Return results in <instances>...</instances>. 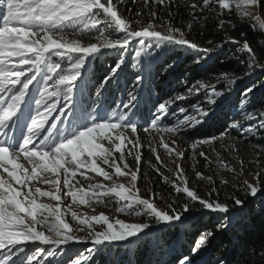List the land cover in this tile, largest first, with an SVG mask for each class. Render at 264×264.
<instances>
[{
	"label": "snow or ice",
	"instance_id": "1",
	"mask_svg": "<svg viewBox=\"0 0 264 264\" xmlns=\"http://www.w3.org/2000/svg\"><path fill=\"white\" fill-rule=\"evenodd\" d=\"M132 2L135 4L137 0ZM123 3L124 0H0V170L18 185L16 187L0 176V264H42V259H36L41 251L39 245L52 246L46 250L47 255L52 257L56 255L55 249L61 245L88 241L92 247L87 249L86 254L73 259L71 264H93L94 251H99L100 246L108 247L139 238L142 233L148 235L155 226L171 228L178 222L184 224L190 218L185 214L198 209L215 214L219 221L214 230L208 229L199 235L190 250L195 256L207 247L216 233L223 232L227 227L223 221L230 219L231 210L228 203L219 200V189L213 176L202 174L193 165L196 178L205 181L209 190L207 196H201L191 189L181 165L186 158V150L180 146L170 147L163 138L159 145L173 158V166L164 164L150 141V151L155 155L156 164L149 161V167L176 194H183L185 202L179 212L174 207L175 199L159 207L154 199L142 198L136 187L141 174L143 147L138 130L146 133L150 130L163 131L175 137L185 129L203 127L213 119L212 108L218 104V98L227 99L215 84L197 80L187 89L189 97L203 89L207 106L203 103L192 105L191 115H188V108L179 107L181 115L177 116L173 127L162 126L161 121L169 115H176L171 106L187 97L178 94L158 103L154 118L149 122L150 128L147 124H137L128 118L127 112L114 110L110 115H100L99 112L93 114L83 108L77 111L74 90L82 87L78 81L82 79L83 69L91 58L103 54V50H125L133 41L138 47L135 48L131 67L137 70L146 59L152 57L153 50L183 48L198 53L195 62L203 64L212 52L231 44L240 53H246L245 66L249 70L246 76L256 70L264 72V62L259 59V56H264V43L259 45L258 56L246 33H240L243 42L229 35V29L234 30L235 25L224 18L235 12L238 19L254 21V24H250L253 30L264 34V19L261 18L264 15V0H183L190 16L186 31L174 27L171 20H162L158 14V6L166 10L176 0H143V5L151 9L148 12L151 19L146 24L141 23L144 15L141 11L136 12V20L122 15L118 8ZM176 6L180 5L177 3ZM128 11L131 12V9ZM168 15L172 13L169 11ZM213 15L217 17V29L223 34L220 43L209 39L208 46L202 47L195 40L188 39L194 24L203 27L201 21L206 23ZM84 36L96 42L85 44L79 39ZM62 63L68 67L63 68ZM124 64V59L119 58L98 82L95 93L98 99L117 80ZM172 67L168 64L165 71ZM37 77L42 78V91H33L34 82L41 83ZM237 79L242 78H232L228 72L216 77L217 83L224 81L229 90ZM49 82L52 90H49ZM253 91L249 87L240 99L238 106L242 110L251 103L249 95ZM61 97L65 104L60 103ZM137 99L135 94L129 92L128 100L122 107L132 109ZM244 119L253 123L249 126L233 123L231 128L249 136L264 131V111L260 112L259 117L244 112ZM225 135L200 137L193 140L190 147L193 158L197 155L203 157L209 165L212 160L202 146L207 145L215 153L216 176L221 185L227 186L229 180L221 176L220 170L227 169L234 179L237 178L236 170L224 163L214 145V141H224ZM105 141L108 147L104 146ZM171 144L176 145V140L173 139ZM198 147L201 150L197 153ZM232 149H235L234 145L225 147V151ZM114 153H119V162ZM126 156H131L135 161L134 170ZM101 164L107 165L112 172L105 170ZM240 164L243 170L242 160ZM161 168L170 175H166ZM89 172L103 177L104 181H112L114 173L117 177L128 179L131 187H125L123 183H113L111 187L101 183H89L87 189L77 187L81 183L77 176L91 180L92 177L87 175ZM254 176L253 182L245 180L240 186L248 197H256L258 193L264 196L262 173L257 171ZM33 181L49 186L50 190L31 187ZM232 187L237 185L233 184ZM62 194L71 197L72 203L89 206L92 203L107 206L106 197L118 198L117 212L146 219L131 223L122 219L110 221L103 213L82 219L72 212V220L87 226L86 236H76L71 234L73 227L64 219ZM41 198L57 203L42 202ZM230 199L237 206L238 213L247 206L239 197ZM94 224L102 227L96 230ZM38 226L51 235L38 230ZM77 231L84 232L85 228L80 227ZM29 244L37 251L31 256L23 255ZM261 257L264 258V253H261ZM179 264H195V261L185 255Z\"/></svg>",
	"mask_w": 264,
	"mask_h": 264
},
{
	"label": "trees",
	"instance_id": "2",
	"mask_svg": "<svg viewBox=\"0 0 264 264\" xmlns=\"http://www.w3.org/2000/svg\"><path fill=\"white\" fill-rule=\"evenodd\" d=\"M102 2H105V0H102ZM177 3L180 5L179 7L176 6ZM129 9H131V12L128 11ZM150 10V8H146L143 5V0H137L135 4L132 0H124V3L118 8V11L122 15L132 20L138 19L136 17L137 11L143 12L142 24H146L151 19L148 15ZM157 10L162 20H171L174 27L187 30L186 24L190 21V16L188 14L189 10L184 6L183 0H176V3L171 4L166 10L158 6ZM169 11L172 13L171 16L168 15ZM262 16L264 17V15ZM224 18L235 25L234 30L229 29V35L243 42V37L240 36V33H246L247 39L259 56V45L264 43V34L253 30L250 24H254L255 22L238 19L235 12ZM201 23L203 27L194 24L193 31L188 35V39L195 40L202 47L208 46L207 41L209 39L213 40L214 43H220L223 34L216 27L217 17L213 15L206 23L204 21H201ZM79 39L85 44L96 42L95 40L89 41L87 36L80 37ZM120 53L115 52V55H112L111 52H105L97 54L95 58L91 59L89 66L84 72V76L78 82L82 87L75 91L77 111L83 108L89 113L95 114L99 112L100 115H104L105 113L110 115L114 110L127 112L128 118L137 124H147L150 127L149 122L154 118L155 108L158 103L174 98L178 94L185 95L187 98L183 101H176L171 106V110L175 111L176 115H169L166 119H162L161 122L169 123L170 118L178 116L180 114L178 111L179 107L188 108V115H191L192 105L203 103L207 106L204 91L199 92L197 95L188 96L187 89L197 80L215 84L218 90L225 92L227 96L225 100H229L231 94H227L228 89L224 81L217 83V76L228 72L232 78H242L237 79L235 83L239 87L238 91L234 94L236 99L240 97L244 88L243 84L246 83L244 79L246 77L245 73L248 72L245 66L246 53H240L235 46L228 44L223 48L215 50L210 54L207 62L203 64L195 62L199 55L198 53L185 51L183 48H176L166 52L165 55H158L155 60L159 61L154 63L151 70L147 71L139 82L133 76H129L126 73V70H128L126 68L123 73L120 72L117 80L113 81L98 99L95 94L97 84L101 78L108 74L109 68L122 57ZM259 59L264 62V56H259ZM168 64L173 65V67L165 71ZM200 66L205 67L204 72L199 70ZM257 71L258 73L255 77L257 87L254 89L257 92V96L252 101L250 112L259 117L260 112L264 111V72ZM129 92L135 94L138 99L132 109L126 110L122 107V104L127 102ZM212 111L214 112L213 119L203 125V127L188 129L179 134L180 142L186 144L184 148L187 151L185 159L188 167L185 165V170H191L193 176H195L193 171V165H195L196 170L202 174L212 175L216 181V187L219 189V200L228 203L230 210L237 214L223 221L227 225L225 230L216 233L207 247L202 248L198 254L192 256L190 250L199 235L205 230H214L219 217L208 211L193 210L191 214L186 213L185 215L190 218L184 224L167 228L160 234L158 241H156L161 246V258H158V250L149 251V255H147L146 252H140V246L136 251L132 247L131 250L128 249L133 254L127 260V264H179V260L185 255L191 256L195 264H264V258L261 257V253H264V196L258 193L256 197H248L240 186L245 181V177L248 182H253L255 178L254 174L257 171L262 173L261 179L264 180V172L260 169L261 166L253 160L255 157L257 161H264V131L257 132L253 135V138L242 139L229 125L236 122L247 126L248 120L242 117L239 118L238 114L232 115L229 111H223L222 108L218 110L212 109ZM139 131H142V129H139ZM225 133L229 135H225ZM221 135H225L224 141H214V145L224 163L230 161V164L234 166L235 158L232 155L239 156V160L243 161V170H241V164L235 165V168L242 172L241 175H236V179L233 178V174L228 172L227 169L220 170L221 176L229 180L227 186L219 183V177L216 176V156L215 153H212L208 149L207 145L202 146V148L212 160L210 165L205 162L203 157L197 155L193 158V151L189 149L190 143L193 140L203 136L219 137ZM222 144L224 145L223 147L221 146ZM233 145L238 151L235 149L225 151V147ZM200 150L201 147H198L196 152L198 153ZM141 153V174L137 181L139 195L142 198L154 199L159 207H164L175 199L176 204L174 207L179 212L180 206L185 202L183 194H176L169 185L163 182L162 177L149 167V161L152 164H156L155 155L150 151L149 145H143ZM157 154H159L158 149ZM164 164L167 163L164 162ZM131 166L134 170L135 161L131 163ZM161 171L166 175H170L164 168H161ZM172 178L174 179V177ZM200 182L205 183V181ZM233 184H236L237 187H232ZM201 190L203 191V189ZM201 190L196 189L199 192H202ZM205 190L208 192V186ZM201 196H207V193ZM232 197H239L245 201L247 206L238 213L237 206H234L232 199H230ZM178 233H180V236ZM166 235L174 236L172 238L174 240L177 239L180 245L169 258H166L164 251L167 246V243L164 242Z\"/></svg>",
	"mask_w": 264,
	"mask_h": 264
},
{
	"label": "rangeland",
	"instance_id": "3",
	"mask_svg": "<svg viewBox=\"0 0 264 264\" xmlns=\"http://www.w3.org/2000/svg\"><path fill=\"white\" fill-rule=\"evenodd\" d=\"M261 18L264 19L263 16H261ZM136 47H138V45L135 41H133L130 43L128 48L125 50H122L121 53H120V51L118 52L115 50H110L112 55H115V52H118L122 55V57L125 61V64H124L121 72L123 73L125 71V69L128 68V70H126V73H128L129 76H133V78L136 81L141 80L142 77L145 75V73L147 71L151 70V68L154 66V63H157L159 61L157 59L155 60V58L158 55H165L166 52H168L172 49H176V48H170L167 50H153L152 57L146 59L144 62V65L141 66L137 70V69H133L131 67ZM107 51H109V50H106V52ZM89 63L90 62L86 63V66L82 72V77L84 76V72L86 71ZM62 67L66 68V67H68V65L66 63H62ZM199 70L201 72H204L205 67L200 66ZM257 73H258V71L257 72L254 71L252 73V75L246 76L244 78L246 80V83L243 84V86H244L243 92L241 93L240 97L237 99L234 97V94L236 91H238L239 87L236 84L232 85L231 90H229L226 87L228 89L227 94H231L230 99L225 100V99L218 98V101H219L218 104L216 106H214L212 109L218 110V109L222 108L223 111H229L232 115L238 114L239 115L238 117L239 118L242 117L243 119H244V112H248L251 114L250 111H251L252 101H254V99L257 96L256 91H253V93H251L249 95V99L251 100V103L248 105V107L246 109L242 110L238 105H239L240 99H242L244 97V94L249 87H252L253 89H255L257 87L255 84L257 82V80L255 79ZM37 79L41 80V83L37 84L34 82V84L32 86L33 91H36V89H40L42 91L43 90L42 78L37 77ZM78 82H80V81H78ZM49 90H52L51 89V82H49ZM75 91H76V89L74 90V92ZM201 91H204V90L201 89L200 92ZM223 93H225V92H223ZM74 101H75V107L77 109L76 96H74ZM50 102H54V101H50ZM60 103L61 104L66 103L64 101L63 97L60 98ZM33 107H35L34 103H33ZM180 115L181 114H179L178 116H180ZM176 119H177V116L174 118H170L169 123L161 122V125L167 126V127H173ZM256 122L258 123V120ZM234 123H236V122H234ZM251 123H253V122H249L247 124V126H249ZM232 124L233 123H231L229 125V127H231ZM242 126H246V125H242ZM186 130H188V129H185L184 131H186ZM234 132L238 133L242 137V139L253 138V135L252 136H249L247 134L242 135L240 132H237L236 130H234ZM138 135L141 138L142 145H149V142L151 141V144L152 145L154 144V146L157 147L162 161L166 162L167 165H169V166H173L172 165L173 158L169 157L168 154L166 153V151L162 147H160V145H159L160 139L163 138L166 142L169 143L170 147L171 146H180V147L184 148L186 145V144L180 142V140H179L180 136L179 135L174 137L171 133H167V132H163V131L156 132L154 130H150V132L146 133L143 130L142 131L138 130ZM173 139L176 140V145L171 144V141ZM104 146L108 147V144L106 141L104 142ZM129 147H131V146H129ZM189 149L191 151H193L191 149V147H189ZM232 156H233V158H235V165L240 164L239 156H237V155L236 156L232 155ZM114 157L117 159V162H119L118 161L119 153H114ZM126 159L130 165H131V163L134 162V160L132 159L131 156H126ZM253 160L257 164H259V166H261L260 169L264 172V161L263 162H262V160L257 161V159L255 157ZM21 163H23V161H21ZM226 164H228L230 167H233V168L236 167L235 165L232 166L230 164V161ZM181 165H182L184 170H185V165L188 167V163H187L186 159L181 162ZM101 166L104 167L105 170L109 171L110 173L112 172V169L109 168L107 165L101 164ZM121 167H123L122 163H121ZM235 170H236V175L242 174V172L239 169L235 168ZM81 171H83V169ZM185 174H186V177H187L188 182H189V187L191 189H193L195 191L197 188L200 190L203 189V191L201 190L202 192L197 191L199 195H205L207 193V191L205 190V189H207L206 182L202 183L200 181H197L198 179L196 178V176H193V173L191 172V170H188V171L185 170ZM87 175L92 177V179L91 180H84V178L82 176H80V175L77 176V180H80V182H81L80 184L77 185V187H84L85 189H87V186L89 183H101V184H104L108 187H111L113 183H116V184L123 183L125 185V187H128V188L131 187L128 179H126L124 177H117V176H115L114 173H113V180L112 181H104L103 177H100V176L96 175L95 173L89 172V173H87ZM0 176H3L5 179L9 180V182H12L14 186L18 187V185H15V182L11 181V178L7 177L6 173L2 172V170H0ZM62 179H63V177H61V180ZM244 180H247L246 177L244 178ZM73 183H75V181H73ZM30 186L33 188L41 187L42 190H50L49 186L38 183L37 181H33ZM136 187H137V184H136ZM133 191H135V189H133ZM116 199H118V198L109 199L106 197L105 200L107 202V206L105 204H97V203H92L91 206H89V205L79 204L78 202L72 203L71 197L62 194L61 207H62V210H65V216H64L65 221L68 222L71 227H73V233H71V234L76 235V236H86V234H87V226L86 225H79L77 221L72 220V216H71L72 212H76L77 215L82 219L86 218V217H91L93 215H99L101 213L107 215L110 218V221H114L115 219H122V220H125V222L131 223V222H139V220H141V219H146L143 217H135V216L128 217V216H125L123 213L117 212L115 210L117 207ZM41 201L50 203L52 205H55L57 203L55 201H48L47 198H41ZM68 205H70V207H67ZM193 210H198V209H193ZM204 212H206V211H204ZM236 214H237L236 212H233V211L230 212V216H234ZM45 215H47V214H45ZM49 222H51V218H49ZM180 225L181 224L179 222L176 224V226H180ZM80 227H84L85 231L84 232L77 231V229ZM94 227L96 230H99L102 226L99 224H94ZM167 228H169V227L164 226V225L155 226L148 235H144L142 233V234H140L139 238H131L129 241L122 242V243H115V244L108 246V247L100 246L99 251H94L93 264H127V260L130 259V257H132V254H133L130 251L131 248L134 247V249L136 251V250H138L139 246H140V252L141 253L146 252L147 255H149V251L158 250L159 251L158 252L159 253L158 258H161L162 257V252H160L161 246H159L160 244H157L156 241H158L160 234L164 230H166ZM171 228H173V227H171ZM38 230H44L46 235H51V233L47 232L46 229L40 228L39 226H38ZM178 235L180 236V233H178ZM172 237H174V236L166 235L164 238V242L167 243L166 244L167 246L164 250L166 258H169L172 255V253L175 251V249L180 247L177 239L174 240ZM179 240H181V239L179 238ZM51 247L52 246H50V245H39V249L41 251H40L39 255L36 256V259H42V264H71V261L73 259L77 258L78 256H80L82 254H86L87 249L89 247H92V245H91L90 241H88L87 243H70L68 245H61L60 248L55 249L56 255L50 257L47 255L46 250L51 248ZM128 249H130V250H128ZM26 250L27 251L25 254L27 256H31L33 254V252L37 251V248L34 247L33 245L29 244L27 246ZM25 254H23V255H25ZM151 260L153 262V258Z\"/></svg>",
	"mask_w": 264,
	"mask_h": 264
},
{
	"label": "bare ground",
	"instance_id": "4",
	"mask_svg": "<svg viewBox=\"0 0 264 264\" xmlns=\"http://www.w3.org/2000/svg\"><path fill=\"white\" fill-rule=\"evenodd\" d=\"M46 252V251H45Z\"/></svg>",
	"mask_w": 264,
	"mask_h": 264
}]
</instances>
